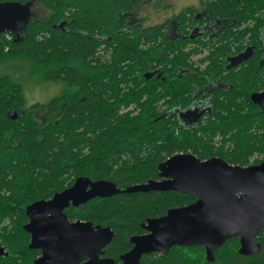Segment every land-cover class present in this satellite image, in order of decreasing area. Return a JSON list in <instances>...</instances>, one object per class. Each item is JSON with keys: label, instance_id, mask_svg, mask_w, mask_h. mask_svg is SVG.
Here are the masks:
<instances>
[{"label": "trees", "instance_id": "trees-1", "mask_svg": "<svg viewBox=\"0 0 264 264\" xmlns=\"http://www.w3.org/2000/svg\"><path fill=\"white\" fill-rule=\"evenodd\" d=\"M35 1L50 14L32 20L21 42L0 34V65L28 61L44 81L65 88L49 102L28 105L23 86L0 76V244L8 253L0 264L34 263L41 252L29 248L26 208L52 199L80 177L125 190L161 181L159 166L180 153L241 167L264 161V111L251 100L264 89V67L258 60L240 70L219 64L231 54L233 29L221 35L228 45L210 49L203 72L193 57L205 46L186 30L195 14L191 8L176 17L182 38L175 41L166 25L144 28L123 17L137 10V0ZM246 2L236 15L237 26L251 19L253 4ZM225 5L216 6L219 13ZM211 81L217 87L206 95L207 118L202 114L189 126L173 115L188 108L191 97ZM193 202L177 191L121 193L70 206L65 214L72 222L110 227L115 237L103 258L121 264V256L133 248L130 239L147 233L148 220ZM257 242L262 250L254 256H242L235 237L216 251L212 263L203 246H176L167 255H144L140 264H264V229Z\"/></svg>", "mask_w": 264, "mask_h": 264}, {"label": "water", "instance_id": "water-1", "mask_svg": "<svg viewBox=\"0 0 264 264\" xmlns=\"http://www.w3.org/2000/svg\"><path fill=\"white\" fill-rule=\"evenodd\" d=\"M31 21L30 3L0 2V34L15 36V42H21L25 37L20 36ZM251 100L264 111V93L253 94ZM202 114L189 110L181 114V120L190 125V119L192 125ZM159 170L161 181L125 190L106 180L80 177L52 199L28 206L29 222L24 230L31 236L29 248L41 251L33 264H116L103 258L114 231L89 222H72L65 210L95 198L149 191H177L190 195L195 202L148 220L143 225L147 233L130 239L133 248L121 256V264H140L144 255H167L175 246H203L212 263L216 251L235 237L240 238L242 256L261 252L257 237L264 229V161L241 167L220 158L202 161L192 153H180L162 163ZM4 252L0 245V255Z\"/></svg>", "mask_w": 264, "mask_h": 264}, {"label": "flooded vegetation", "instance_id": "flooded-vegetation-1", "mask_svg": "<svg viewBox=\"0 0 264 264\" xmlns=\"http://www.w3.org/2000/svg\"><path fill=\"white\" fill-rule=\"evenodd\" d=\"M139 2V6L137 10L131 13H124L123 17H125L131 24L142 25L144 28L151 27L147 26L150 22L154 21L152 14H143L141 13V9L153 6L156 10L157 15H161L165 12H169L174 8L173 0H137ZM190 2L189 5L183 8L182 11L186 9H193L194 15L189 17V21L186 23L187 31H190L191 34L189 38L192 41L195 39L200 40V43L203 44L204 51L206 54L210 52L211 48H222L229 44V41L225 40L222 35L223 32H229L233 29L231 38L232 40V51L231 54L225 56V61L222 59L220 61V65L225 62L226 70H240L246 67L247 62L258 60L260 66L264 67V4H260L264 2V0H251L252 7L250 9L251 19L243 23L241 26H237L238 22L236 19V15L239 13L240 9H243V6L247 5L246 0H188ZM1 2V1H0ZM4 2V1H2ZM35 0H31L30 8L32 13V20L37 18V8ZM193 3L194 5H191ZM41 4V3H39ZM226 4L225 8L218 12L216 9L217 5ZM41 6L46 9L42 4ZM215 7V9H214ZM174 10V9H173ZM175 12L170 17L167 16L162 22L161 25H166L167 30L166 33L168 37L173 38L175 41L179 40L181 37L180 33L177 30L176 25V17L182 12ZM215 11V12H214ZM249 30V33L245 36L246 41L241 39L242 33ZM24 34V33H23ZM259 36V40L256 41ZM255 38V39H254ZM207 53V54H208ZM204 55L201 59H204L206 56ZM197 66H199L201 71L204 72L208 63L204 60H198ZM159 70L153 71L158 72ZM151 73V75L155 74ZM262 80L264 81V74ZM217 86L213 81L210 82L200 94L198 92L194 94L191 98L193 99L191 105L186 109H176L173 111V115H176L181 118V114L186 111H198V113H203L205 118H207L206 114L211 112V105L209 104V98H206V95L211 93ZM264 93V89L255 92L253 94ZM252 94V95H253ZM251 95V97H252ZM257 106V105H256ZM259 107V106H258ZM262 110V109H261ZM263 111V110H262ZM191 125V120L188 119ZM189 125V126H190ZM163 178H161L162 180ZM29 222V221H28ZM10 224L9 222L3 223L2 226ZM30 235V234H29ZM31 241V236H30ZM1 245V244H0ZM2 247V245H1ZM176 247V246H175ZM174 248V247H173ZM41 252V251H40ZM206 253V250H205ZM8 256L7 251L0 255V258ZM41 256V255H40ZM39 256V257H40ZM207 258V257H206Z\"/></svg>", "mask_w": 264, "mask_h": 264}, {"label": "rangeland", "instance_id": "rangeland-1", "mask_svg": "<svg viewBox=\"0 0 264 264\" xmlns=\"http://www.w3.org/2000/svg\"><path fill=\"white\" fill-rule=\"evenodd\" d=\"M6 2V1H4ZM174 10H170L169 12H165L161 15L156 14V10L153 6L141 9V13L143 14H152L154 21L150 22L147 26H155L161 25L163 20L167 16H171L173 13L180 12L183 10L186 5H189L190 2L188 0H173ZM191 5H194L191 3ZM37 8V17L46 18L50 14L47 9H44L39 2H36ZM194 47V46H190ZM208 53V50L206 54ZM205 53H200L197 56L193 57V60L198 63V60H204L205 62L209 63L207 58L210 56V52L204 59H201ZM2 75H9L18 83L23 86L24 95L28 105H32L33 103L40 102L46 103L49 102L54 97L61 95L64 91V84L62 83H55V82H47L42 79L41 73L39 70L34 67L28 61H14L7 64L0 65V76ZM257 157L251 159V163ZM261 159V157H260Z\"/></svg>", "mask_w": 264, "mask_h": 264}]
</instances>
